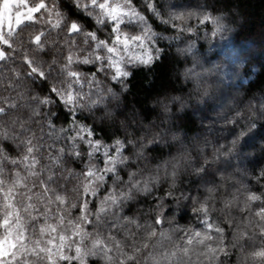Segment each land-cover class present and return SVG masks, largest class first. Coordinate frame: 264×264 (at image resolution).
<instances>
[{"label":"snow or ice","instance_id":"obj_1","mask_svg":"<svg viewBox=\"0 0 264 264\" xmlns=\"http://www.w3.org/2000/svg\"><path fill=\"white\" fill-rule=\"evenodd\" d=\"M220 13L211 0H0V264H264V168L233 182L264 102L232 96L241 52L226 42L211 63L192 40L209 25L223 39ZM189 55L191 88L129 120L133 69Z\"/></svg>","mask_w":264,"mask_h":264},{"label":"trees","instance_id":"obj_2","mask_svg":"<svg viewBox=\"0 0 264 264\" xmlns=\"http://www.w3.org/2000/svg\"><path fill=\"white\" fill-rule=\"evenodd\" d=\"M135 2L139 3V0ZM211 2L215 8L221 10L220 14L225 16L230 31L225 33L223 39L219 36L213 38L210 35L211 26L209 25L208 29L192 37L196 54L201 58H207L211 63H218L215 54L221 51L226 42L241 52L242 57L233 65L234 70L231 74L230 82L236 86L232 96L245 105L251 102L258 107L261 102H264V0H211ZM204 31H209L207 39L204 38ZM101 38H103V32H101ZM179 59L181 63L177 64L176 58L167 57L159 62L153 71L133 69L134 75L130 78V88L124 100V104L127 105L124 112L129 120L134 114H136L137 123H140L141 118L145 123L154 120L151 111L153 99L162 96L165 91L175 95L179 94L182 88L185 92L191 88V83L184 87L182 72L185 67H191L192 57L189 55L187 64L183 62V57ZM149 81H153L151 87H148ZM156 110L159 111V108ZM207 115L215 117L217 113L209 112ZM120 119L124 117H120L117 124ZM85 122L92 124L93 119L89 118ZM57 123L59 124V121ZM186 130L190 138L196 136L200 130L199 120L193 119L191 123L186 122ZM111 131L112 129L109 128L101 132L99 126L96 128L101 138L110 134ZM261 136H264V121L258 120L255 138L250 140L242 150L240 170L233 180L234 183H251V177L264 168V152L260 151ZM245 156L247 159H244ZM255 187L259 190L258 185ZM190 216L189 209L183 218H179V223L182 225L191 223ZM235 259L233 256L232 260L235 261Z\"/></svg>","mask_w":264,"mask_h":264}]
</instances>
